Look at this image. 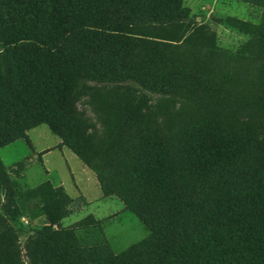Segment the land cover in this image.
<instances>
[{"label": "trees", "instance_id": "1", "mask_svg": "<svg viewBox=\"0 0 264 264\" xmlns=\"http://www.w3.org/2000/svg\"><path fill=\"white\" fill-rule=\"evenodd\" d=\"M187 16L182 0H0V147L43 122L99 174L76 108L80 95L89 82L128 79L159 89L169 78L150 70L172 46L158 39L175 40ZM259 51L244 62V85L255 88L243 98L221 93L217 74L203 91L163 92L187 103L167 108L177 125L174 144L140 129L147 144L136 148L130 138L117 181L100 180L139 218L146 237L118 253L106 242L81 246L72 229H53L71 200L46 181L39 192L47 224L36 232L32 264H264V138L254 140L264 135ZM112 129L103 137L117 154L126 128L120 125L116 140ZM4 184L14 192L6 176Z\"/></svg>", "mask_w": 264, "mask_h": 264}, {"label": "rangeland", "instance_id": "2", "mask_svg": "<svg viewBox=\"0 0 264 264\" xmlns=\"http://www.w3.org/2000/svg\"><path fill=\"white\" fill-rule=\"evenodd\" d=\"M182 4L188 8V16L176 26L175 40L158 39L172 47L150 70L151 76L169 78L164 85L157 84L162 91L145 87L134 79L89 82L91 89L80 95L76 103L86 119L90 132L87 143L92 147L89 150L95 151L93 156L97 160L93 161L99 174L43 122L27 130L24 137L0 147V163L5 166V176L14 189V192L7 189L1 173L2 262L32 264L30 250L36 232L47 224L39 192L46 181L71 200L66 202L63 216L53 229H72L81 246L106 242L118 253L146 237L148 231L139 218L124 206L111 186L101 189L99 182L110 176L117 181L116 172L122 171L124 148L127 144L131 147L130 138L136 148L147 144L142 132L138 133L140 129L147 134L159 133L163 142L174 144L177 125L175 115L167 108L170 104L180 107L187 103L171 101L163 92L179 86L188 91L199 87L203 91L204 84H213L214 74L221 93L232 91L243 98L244 90L255 88L244 85L248 78V64L244 62L260 55V48L264 49V0H182ZM179 45L182 46L177 48ZM121 124L125 125L126 139L119 143L117 154H113L111 140L107 149L104 132L113 127L110 133L116 137ZM233 124L230 121V128ZM261 138L264 135H256L254 140Z\"/></svg>", "mask_w": 264, "mask_h": 264}, {"label": "crops", "instance_id": "3", "mask_svg": "<svg viewBox=\"0 0 264 264\" xmlns=\"http://www.w3.org/2000/svg\"><path fill=\"white\" fill-rule=\"evenodd\" d=\"M238 1H241V0H238ZM242 3H243V1H242ZM243 4H244V3H243ZM58 185L62 186V185H61V184H59V183H58ZM98 186H99V185H98Z\"/></svg>", "mask_w": 264, "mask_h": 264}]
</instances>
